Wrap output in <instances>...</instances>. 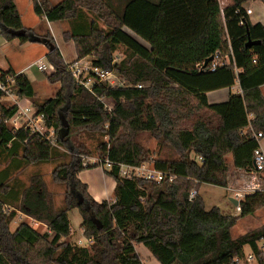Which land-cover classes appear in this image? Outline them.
<instances>
[{
  "label": "trees",
  "instance_id": "trees-1",
  "mask_svg": "<svg viewBox=\"0 0 264 264\" xmlns=\"http://www.w3.org/2000/svg\"><path fill=\"white\" fill-rule=\"evenodd\" d=\"M248 1L33 0V10L44 22H67L62 38L73 42L75 58L90 56L92 67L114 72L128 83L98 82L91 92L67 70L49 28L39 34L25 27L14 0H0V34L21 43L39 37L53 67L45 76L59 85L54 96L40 99L24 74L13 69L0 73L1 82L14 78L15 95L30 100L32 116H42L46 128L42 134L26 125L8 126L5 121L18 105L2 100L0 90V150L17 167L56 162L51 180L64 187L57 208L39 170L26 185H11L8 170H0V264H144L136 244L144 245L159 264H234L246 245L264 261L258 247L264 224L231 236L239 218L264 207V190L245 195L238 202L237 216L224 214L217 206L206 208L198 193L202 184L228 186V155L234 168L253 169V152L259 145L255 134H262L259 140L264 137L260 91L264 27L249 20L243 8ZM16 30L25 34L15 36ZM248 37L259 42L246 46ZM119 46L124 55L117 59ZM215 51L232 52L233 62L212 72L198 71L195 64ZM234 84L239 92L227 100L207 101V92ZM99 97L110 99V111ZM90 133L107 139L96 148L102 161L84 166L82 156L91 150L80 137ZM141 133L149 134L172 156L154 157L138 141ZM105 158L111 162L109 168L103 165ZM145 162L175 177L155 182L119 173L121 164ZM98 166L114 180L109 200L96 201L78 177L84 169ZM192 190L196 194L190 199ZM72 209L81 215L83 236L92 239L88 246L68 239ZM16 212L47 230L41 233L20 222L11 231Z\"/></svg>",
  "mask_w": 264,
  "mask_h": 264
},
{
  "label": "crops",
  "instance_id": "crops-1",
  "mask_svg": "<svg viewBox=\"0 0 264 264\" xmlns=\"http://www.w3.org/2000/svg\"><path fill=\"white\" fill-rule=\"evenodd\" d=\"M50 1L52 3H57L60 0H54L55 2L53 0ZM14 2L20 13V17L23 25L27 28L36 29V31L39 34H42L43 30L41 26L46 27L45 24L47 25V21L44 22V18L35 14L33 10V0H14ZM243 8L244 9L250 8L251 13L248 14V18L251 21V23H260L264 27V4L261 1L259 0L248 1L243 4ZM48 23L50 30L53 32L55 42L59 46L60 53L63 55L64 59H66L64 55H71L70 60L74 59L76 57V53L74 50L73 42L65 41L62 38V33L65 31V29H63L62 27L63 23L61 21L48 22ZM53 26L55 27L56 31L53 29ZM55 34L58 36H56ZM16 40L18 39L14 38L12 40H6L0 34V73L8 69H13L16 72H20L24 74L27 77V79L30 81L34 91L36 92L37 96L40 99L46 97H52L57 91L59 85L58 83H50L45 76V73H50L53 70L52 65L48 62L46 58L48 48L43 43L40 42L26 41L24 43H19L20 49H17L16 45H13L16 44L15 43ZM10 48H13V50ZM30 54L31 56L33 55L32 56L33 58L29 56ZM30 57L33 60L28 62L26 65H23V62L26 61L27 58H28L27 60H29ZM40 64L46 65L47 70L40 69L39 68ZM29 70H31L33 73V77L31 78L26 73V71ZM260 91L264 95V84L260 86ZM234 92H239V87L237 84H234L229 88L212 90L206 93L207 101L209 103L223 102L227 100L228 96L231 93ZM17 101L18 103L20 102L23 106H25L24 108L21 106V104H19L20 107L18 108H21L23 110L25 109L28 110L29 106L31 107V102L27 98L17 97ZM259 144L264 149V137L259 140ZM94 168L101 170V174H102L101 180L106 186L105 196H101L102 194H100V191L92 190V188L90 187L91 185L89 186V184L83 180L81 175L82 172L84 171H81L78 174V177L80 178L81 181L87 184L89 194L96 201H101L103 199L109 200L112 195L114 180L104 173L103 168L101 166ZM206 185L214 186L210 184H202L198 190V193L201 195L202 198L205 197L203 194V187ZM221 188L222 190L225 191L224 195L226 196L227 200L232 205H234L231 199H236L239 202L245 195L253 192L254 190H264V171L256 172L254 169L246 171L244 169L234 168L233 166L228 167V186L225 188L223 187ZM226 204L228 205V203ZM234 206H235V211L239 213V211L236 210V205ZM218 208L220 209L219 206ZM228 208L226 206V209ZM18 214H20V216L26 217V215L20 212H18ZM224 214H230V213H224ZM27 218L32 221H35L29 218L28 216Z\"/></svg>",
  "mask_w": 264,
  "mask_h": 264
},
{
  "label": "rangeland",
  "instance_id": "rangeland-1",
  "mask_svg": "<svg viewBox=\"0 0 264 264\" xmlns=\"http://www.w3.org/2000/svg\"><path fill=\"white\" fill-rule=\"evenodd\" d=\"M54 1V0H53ZM55 2V1H54ZM115 2V0H114ZM116 3V2H115ZM62 27L65 29L67 27V22H62ZM99 26L100 27H105L102 23V21H99ZM46 27L41 26L42 30L44 31L45 29L48 28V26L45 24ZM53 29L55 30V27L53 26ZM50 31V30H49ZM56 31V30H55ZM51 33V32H50ZM132 34V33H131ZM52 35V34H51ZM56 35V34H55ZM133 35V34H132ZM58 36V35H56ZM16 48L20 49V44L21 43L19 40H16L15 42ZM15 47V46H13ZM13 50V48H10ZM124 48L122 46H119L117 50L115 51L114 55L116 56L117 59H120L124 55ZM31 56V54L29 55ZM28 56V57H29ZM33 56V55H32ZM31 56V57H32ZM67 61H71V55H64ZM30 57V58H31ZM25 58V57H24ZM29 60L26 59V61L23 62V65H26L28 62L33 60L32 58ZM73 60V59H72ZM86 61L90 60V57L87 56L85 58ZM26 73L29 75V77H33V73L31 70L26 71ZM55 95V94H54ZM53 95V96H54ZM15 98V95H14ZM108 102L111 103L110 99H107ZM4 101H8L5 99ZM19 104H21L19 102ZM22 107L25 108L21 104ZM26 110V109H25ZM27 115L31 116L32 115V109L29 106V109L26 110ZM22 120H24V116L22 117ZM81 141L85 143L89 149L91 150V154L87 156H82V160L84 163H93L94 161H97L98 157V152H97V145L101 142L107 139L106 136H103L101 134H92L90 135H82L80 137ZM138 141L146 147L150 152H154L156 157L158 153L164 155V156H172V153L168 149H160L159 144L157 141L152 138L149 134L147 133H141L138 137ZM57 150L61 152H66L62 147L58 146ZM58 162V161H57ZM56 162H51V163H46V164H39V165H30V166H16V162L12 161V159L5 153L0 150V170L7 169L9 172L10 176V183L11 185H26L28 184L29 176L37 172L38 170L42 173L44 183L46 185V188L48 191L52 193V199H53V205L54 207L61 208L62 205V198H63V192H64V187L62 185L56 184L51 180V169L54 166ZM227 163L228 167H232V161L231 157L228 155L227 156ZM84 172H82L81 177L85 182L89 184V186L92 188L94 191H100L101 196H105L106 193V186L102 182V174L100 169H95V168H89V169H84ZM231 193V192H229ZM203 194L205 197H203L204 204L206 208H210L212 206H219L220 211L223 213H230L231 215H238V213L235 211V206L232 205L226 198L225 191L222 190L221 187L219 186H204L203 187ZM228 194V192H227ZM228 203V205L226 204ZM228 209H226V206ZM68 218L70 222V229L71 233L68 237L69 241L73 244H79L78 240L80 239L82 241V245H86L84 242V236L82 234V229L80 228L81 224V215L78 211V209H72L68 212ZM20 222H27L30 225H32L38 232H44L47 230L46 226L41 224V223H36V221H32L27 218V216H20L18 212H16V216L13 218V220L9 224V229L11 231L14 230V228L20 223ZM264 224V207L259 208L254 212L253 215H248L241 217L237 220V222L234 224V226L231 228V236L232 238H236L242 234H245L247 232H250L254 230L255 228L260 227L261 225ZM261 242L259 241L258 244ZM135 250L136 253L139 257V259L144 263V264H159V262L151 255L149 250L142 244H136L135 245ZM243 250L245 253H248L250 251L249 246H244Z\"/></svg>",
  "mask_w": 264,
  "mask_h": 264
},
{
  "label": "built area",
  "instance_id": "built-area-1",
  "mask_svg": "<svg viewBox=\"0 0 264 264\" xmlns=\"http://www.w3.org/2000/svg\"><path fill=\"white\" fill-rule=\"evenodd\" d=\"M245 13L248 15L251 13L250 8L245 9ZM47 25L49 27V23L47 21ZM50 30V27H49ZM53 38V32L50 30ZM55 40V39H54ZM56 48L59 50V46L55 42ZM61 54V53H60ZM65 66L67 70L71 73L73 79L86 89L92 92V87L94 83L98 82H105L108 85L111 86H122V85H128V83L118 76L116 73L111 71H105L102 69H98L95 67H92L90 64V60L86 61L85 58H74L71 61H67L64 59L63 55L61 54ZM212 59L208 61L206 64L202 62H198L195 64V67L198 71H215L217 68L222 67L224 65H228L231 62H233L232 52L226 55H221L218 51H215L212 55ZM39 68L42 70H47V66L44 64H40ZM14 78L12 76L6 77L4 82L0 81V90L3 92L2 100L7 99L11 103H15L19 106V103L17 101V96L15 95L14 90L12 89ZM142 84H137V87H141ZM15 95V98H14ZM99 100L104 105V108L107 111L111 110V104L108 102V100L105 97H99ZM28 111H25L21 108H18V111L11 116L10 118L6 119V124L12 128H18L23 125L28 126L32 131L39 132L44 134L46 128L43 123L42 116L33 117L27 115ZM24 116V120H22V117ZM53 130H50V135L53 134ZM262 136L260 132L255 134V138L259 142V138ZM49 138V135H47ZM53 143V140H51ZM97 161H102L97 158ZM94 161V162H97ZM83 165L85 166L86 163L83 162ZM103 165L105 168H109L111 166V162L105 158ZM102 167V166H101ZM103 168V167H102ZM253 169L256 172H263L264 171V149L258 145V147L253 152ZM120 175L123 177H142L147 180H152L155 182H161L164 180H168V182H171L175 175L168 174L165 171L156 169L151 163L145 162L138 166H130L121 164L120 165ZM196 194V190H192L189 193V198L191 199ZM236 210L240 211L239 204L236 205ZM21 213V212H20ZM80 246H88L92 243L91 238H84V242L86 245H82V241L78 240ZM260 244H258L259 249L263 252L264 256V238L260 240ZM234 264H264V261H261L254 253L251 252V250L248 253H243L241 257L234 258Z\"/></svg>",
  "mask_w": 264,
  "mask_h": 264
},
{
  "label": "water",
  "instance_id": "water-1",
  "mask_svg": "<svg viewBox=\"0 0 264 264\" xmlns=\"http://www.w3.org/2000/svg\"><path fill=\"white\" fill-rule=\"evenodd\" d=\"M12 34L15 35V36H20V35H24L25 34V31L24 30H16V31H12ZM34 41L38 42L40 41V38L39 37H34ZM259 41H252L249 37H248V40L246 42V46H252L254 44H257ZM53 49V46L50 45V50ZM212 59V56L208 57L207 59H205L204 63L206 64L208 61H210ZM233 204L234 205H237L238 204V201L236 199H231ZM83 199L81 196H79V199H78V203H82ZM86 210H88L89 208L86 207L85 208ZM95 223H97L98 227H100V224L99 222H97L96 220H94Z\"/></svg>",
  "mask_w": 264,
  "mask_h": 264
}]
</instances>
